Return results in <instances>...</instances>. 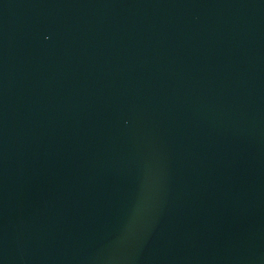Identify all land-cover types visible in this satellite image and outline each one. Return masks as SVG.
I'll return each mask as SVG.
<instances>
[{
    "label": "water",
    "instance_id": "1",
    "mask_svg": "<svg viewBox=\"0 0 264 264\" xmlns=\"http://www.w3.org/2000/svg\"><path fill=\"white\" fill-rule=\"evenodd\" d=\"M0 264H264V0H0Z\"/></svg>",
    "mask_w": 264,
    "mask_h": 264
}]
</instances>
